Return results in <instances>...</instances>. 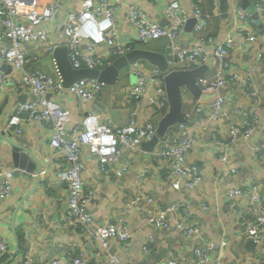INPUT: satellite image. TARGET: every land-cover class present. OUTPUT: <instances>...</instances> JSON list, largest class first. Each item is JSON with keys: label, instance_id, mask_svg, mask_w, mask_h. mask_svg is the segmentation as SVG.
<instances>
[{"label": "built area", "instance_id": "built-area-1", "mask_svg": "<svg viewBox=\"0 0 264 264\" xmlns=\"http://www.w3.org/2000/svg\"><path fill=\"white\" fill-rule=\"evenodd\" d=\"M212 2L214 10L208 13L198 0H191L189 8L181 4L180 0H167L160 16L167 20L163 24L149 10L139 6L138 3H132L128 5V18L134 35L126 41L121 38L116 28V14L120 6L119 1L116 0H80V6L68 8L66 0H49L44 5H39L38 0H32V5L27 0H0V23L5 28L4 42L0 44V93L12 83H17L21 89L26 90L21 97L23 99L17 102L8 123L2 129L8 131L13 128L17 134H22L25 124L35 121L47 123L51 154L59 159L56 175L67 181L69 186L64 220L71 226L80 227L82 234L90 241L100 244L107 252L105 264H123L116 254L110 253V249L114 242L122 243L127 247L130 245L132 232L129 230L128 217L135 211H144L152 199L139 190L124 200L125 213L122 218L104 225H96L88 205L89 197L84 192L85 164L82 150L84 147L89 149L98 161L99 170L107 176L114 173L116 168L113 164L118 162L127 151H140L142 142L150 140L156 134L159 119L169 110L168 95L163 86L166 73L145 60L131 63L128 66V76L134 75L136 80L123 87L125 100L134 104L127 122L120 126L115 125L108 115L102 116L98 112L89 111L74 126V134L70 136L71 111L62 98L67 94H73L84 109L85 102L99 101L105 84L96 78H83L70 86H64L55 58L54 72H45L38 68L39 55L35 52L44 50L53 53L57 46L63 45L50 39L54 24L62 18L63 35L66 40L64 44L68 46L70 61L76 68H104L117 56L135 48L133 42L138 40L146 43L166 40L163 53L168 58L169 69H185L191 64L200 66L207 62L209 55H213L221 66L214 73H206L199 77L197 82L203 90H217L219 95L211 106L207 107L183 87V110L187 120L170 127L151 152L155 157L166 161V180L173 189L181 190L185 187L189 192H194L202 183L200 170L187 158V154L193 150L198 141L195 124L204 127L211 119L229 116L226 106L228 99L221 90L230 84H241L244 94L256 105L259 103V89L253 84L250 75L235 72L227 76L223 73L222 66L230 65L229 58L235 44L233 34L219 39L204 33L211 18L222 14L220 0H212ZM240 2L228 0V13L231 24L233 23L232 31L254 42L258 33L246 28L254 18L252 13L240 5ZM252 2L261 19L264 18V0H252ZM25 5L26 12H24ZM191 17L196 19L192 31L194 43L182 44L180 39L183 37L187 20ZM25 44L29 48H26ZM259 56V59L264 61V53H260ZM4 63L12 65L16 69L15 73L1 69ZM189 104L192 105L191 109H188ZM208 108L210 114L207 113ZM197 116L199 119H196ZM237 116L240 121L233 120L229 124L230 136L233 140L241 134L249 138L256 129L257 115L237 109ZM139 118L143 121L141 122ZM173 129H177L176 135L170 134ZM222 159L226 160V156H222ZM126 164L127 162H124L115 171L119 178L123 175V170L128 167ZM16 170L12 165H7L0 154V200H5L14 194ZM231 171L237 172L236 169ZM43 172L42 170L41 173ZM36 175V171L31 173L33 177ZM253 188H259L258 184L253 185ZM231 193L234 196H241L246 192L243 187H236ZM27 197L29 195L23 198L22 203ZM252 198L254 205L250 208L252 215L246 219V236L260 243L264 238V205L258 196L252 194ZM196 201H171L163 207H158L150 215L149 223L156 230L168 229L171 225L170 216L179 213L180 218L176 220L178 229L185 235L197 234L199 226L193 221L195 214L190 206L196 204ZM198 202L202 204L204 210L209 208L205 202L201 203L200 198ZM35 215V223L46 228L45 213L42 208H37ZM153 238V234L148 236L143 246L145 252H148L149 243ZM26 240H28L27 248L20 264H39L31 249L32 239L28 237ZM10 246L9 239L0 233V260L11 252ZM194 254L193 264H207L208 256L202 249L196 247ZM41 258L40 264H89L90 262V256L84 250H79L68 258L59 256L49 258L46 254H42ZM168 263L180 264L174 258H170ZM140 264L151 263L145 261Z\"/></svg>", "mask_w": 264, "mask_h": 264}, {"label": "crops", "instance_id": "crops-1", "mask_svg": "<svg viewBox=\"0 0 264 264\" xmlns=\"http://www.w3.org/2000/svg\"><path fill=\"white\" fill-rule=\"evenodd\" d=\"M48 1L38 0V3L44 5ZM116 1H119L120 5L116 14V28L121 38L127 41L134 35L128 18V5L138 3L139 6L149 10L156 19L162 21L163 18L160 16L167 0ZM198 1L206 12H213L212 0ZM27 2L32 5V0ZM66 2L67 8L78 7L81 4L80 0H66ZM180 2L188 8L191 5V0H180ZM62 22V18H59L54 24L50 39L64 45L66 40ZM262 23L264 28V18ZM232 25L231 20H224L221 14L219 17L211 18L204 33L219 39L233 34L235 44L229 58L230 65L222 66L223 73L227 76L235 72L250 75L253 84L259 89V103L256 105L244 94L241 84H230L221 90L228 99L226 106L229 116L211 119L204 127L195 124L198 141L193 150L187 154V158L196 166V162L200 163L197 168L201 172L202 183L194 192H189L185 187L181 190L173 189L166 180V161L155 157L151 153L152 150L148 151L142 146L138 152L127 151L118 162H115L113 167L116 169L111 176L99 170L96 157L87 147L82 150L85 164L84 192L89 197L88 205L96 225H104L122 218L125 213L124 200L139 190L152 199L144 211H135L128 217V226L132 232L130 245L127 247L122 243L114 242L110 249V253L116 254L123 264H140L145 261L151 264H169L170 258L178 260L180 264H193L196 247L207 254V264H264V238L257 243L258 246L254 251H250L247 246L249 238L246 236V219L252 215L250 208L254 205L252 194L258 196L264 205V61L259 59V54L264 53V32L255 20H251L246 28L257 32L258 36L254 42H250L246 36L233 32ZM4 30L0 23V44L4 42ZM183 37L180 43L187 45L194 43L193 33L191 37ZM161 41L163 43L156 48L163 52L165 40ZM155 43L153 42L152 45ZM25 47L29 48L27 44ZM35 53L39 55L38 68L53 73V53L44 50ZM220 66L217 60L216 65L207 73H214ZM10 71L15 73L16 69L11 68ZM135 80L136 76L129 77L127 72H123L116 84L103 86L97 103L87 101L84 109L73 94H67L62 98L71 111L69 135L74 134V126L89 111L98 112L102 116L108 115L115 125L125 124L134 104L125 100L123 87ZM25 93L26 90L21 89L17 83L10 84L0 93V133L35 151L42 161L44 172L41 173V183L38 188L36 176H16L14 194L5 200H0V233L9 239L11 244V252L0 261V264H20L27 248L28 237L32 239L31 249L39 264L42 263V254L48 255L49 258L56 256L68 258L79 250L89 254V264H105L107 252L100 244L90 241L82 234L80 227L71 226L64 220L68 206V183L56 175L59 159L51 154L47 123L35 121L25 124L22 134H17L13 128L8 131L2 129ZM212 102L204 105L210 107ZM191 108L192 105L189 104L188 109ZM237 109H242L248 114H256L258 117L256 129L249 138L241 134L233 140L230 136L228 130L230 122L240 121ZM207 113H211L209 108ZM196 119L199 117L197 116ZM139 120L143 121L142 118ZM173 133L176 135L177 129H173L170 134ZM10 150L11 145L0 137V154L9 166L11 165ZM224 155L226 160L222 159ZM124 162H127L128 167L123 170V175L119 178L115 171ZM232 169H236L237 172L231 171ZM255 184H258L259 188L252 189ZM236 187H243L246 193L234 196L231 190ZM27 195L29 197L22 203ZM199 198L201 203L208 204L207 210L199 204ZM180 200L186 202L197 200L196 204L190 205L195 214L193 221L199 226L197 234L185 235L178 229L176 220L180 218L179 213L170 216L171 225L168 229L156 230L149 223L150 215L158 207ZM37 208H42L45 213L46 228L35 223ZM150 234H153L154 238L149 243L148 252H145L143 246Z\"/></svg>", "mask_w": 264, "mask_h": 264}, {"label": "water", "instance_id": "water-1", "mask_svg": "<svg viewBox=\"0 0 264 264\" xmlns=\"http://www.w3.org/2000/svg\"><path fill=\"white\" fill-rule=\"evenodd\" d=\"M241 4L247 11L252 13L256 24H258L261 31L264 32L262 19L256 10L255 4L251 0H241ZM220 10L223 18L229 17L228 0H220ZM166 22L167 20L165 19L161 21L162 24ZM195 23L196 19L194 17L187 20L183 32L184 37L192 36ZM138 41L142 42L141 40ZM53 56L64 86H70L73 82L83 78H96L99 82L106 85H114L119 81L124 69L138 60H146L150 64L158 66L161 71L165 72L163 86L168 95L169 110L159 119L156 134L150 140L142 142L141 146L148 151H151L156 147L160 139L166 135L170 127L187 120L185 111L183 110V87H186L200 103H211L219 94L217 90H203L197 82L199 77L206 74L210 68L216 65L217 60L213 55H209L206 63L200 66L191 64L185 69H169L168 58L162 51L138 46L124 55L117 56L109 65L101 69L74 67L69 58V48L65 44L57 46L53 51ZM174 59L177 60L176 57H174ZM11 68H13V66L10 64L4 63L1 65V69L8 72ZM0 137L11 145L10 161L11 165L17 169L15 175L19 176L21 174L22 176L28 177L33 171H36V177L38 179L36 184L37 187L38 183L41 181L40 173L43 170L42 161L31 148H28L24 144L1 133ZM196 164L197 166H200L199 162H196ZM247 246L250 251H254L258 244L255 240L249 239L247 241Z\"/></svg>", "mask_w": 264, "mask_h": 264}, {"label": "trees", "instance_id": "trees-1", "mask_svg": "<svg viewBox=\"0 0 264 264\" xmlns=\"http://www.w3.org/2000/svg\"><path fill=\"white\" fill-rule=\"evenodd\" d=\"M161 40H164V39H161ZM154 41V42H156L155 44H153L152 45V43H146V42H139V41H134L133 42V46L134 47H136V46H138V47H143V48H150V49H155V50H161V49H159V48H156V46L158 45V47H160V45L163 43L162 41ZM164 43H166V40H165V42Z\"/></svg>", "mask_w": 264, "mask_h": 264}, {"label": "rangeland", "instance_id": "rangeland-1", "mask_svg": "<svg viewBox=\"0 0 264 264\" xmlns=\"http://www.w3.org/2000/svg\"><path fill=\"white\" fill-rule=\"evenodd\" d=\"M241 1V0H240ZM230 15H229V17H227V18H224V20H227V21H230ZM151 43H153V42H151ZM125 72H127L128 73V67L127 68H125L124 69V73ZM31 176V175H30ZM40 183H41V181H40ZM40 183H38V186L40 185ZM38 186H37V188H38ZM68 189H69V186H68ZM34 192V191H33ZM33 194V193H32ZM129 230H130V228H129ZM131 231V230H130ZM3 260V259H2ZM1 261V260H0Z\"/></svg>", "mask_w": 264, "mask_h": 264}, {"label": "clouds", "instance_id": "clouds-1", "mask_svg": "<svg viewBox=\"0 0 264 264\" xmlns=\"http://www.w3.org/2000/svg\"><path fill=\"white\" fill-rule=\"evenodd\" d=\"M146 61V60H145ZM148 62V61H147ZM122 76V75H121ZM219 95V94H218ZM199 101V100H198ZM170 129V128H169ZM167 134V133H166Z\"/></svg>", "mask_w": 264, "mask_h": 264}, {"label": "flooded vegetation", "instance_id": "flooded-vegetation-1", "mask_svg": "<svg viewBox=\"0 0 264 264\" xmlns=\"http://www.w3.org/2000/svg\"><path fill=\"white\" fill-rule=\"evenodd\" d=\"M142 42H144V41H142Z\"/></svg>", "mask_w": 264, "mask_h": 264}]
</instances>
